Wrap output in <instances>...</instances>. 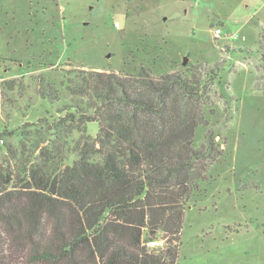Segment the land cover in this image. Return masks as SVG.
Returning <instances> with one entry per match:
<instances>
[{"label":"rangeland","instance_id":"374dc122","mask_svg":"<svg viewBox=\"0 0 264 264\" xmlns=\"http://www.w3.org/2000/svg\"><path fill=\"white\" fill-rule=\"evenodd\" d=\"M142 65L208 88L196 144L214 137L217 154L185 212L178 264H264V0H0V165L52 150L58 122L88 102L69 93L68 71ZM49 86L59 101L41 96Z\"/></svg>","mask_w":264,"mask_h":264},{"label":"trees","instance_id":"16d2710c","mask_svg":"<svg viewBox=\"0 0 264 264\" xmlns=\"http://www.w3.org/2000/svg\"><path fill=\"white\" fill-rule=\"evenodd\" d=\"M68 72L69 93L88 102L70 106L52 150L0 165V264H178L185 212L217 154L214 137L196 144L206 82L145 65ZM40 94L59 101L53 86Z\"/></svg>","mask_w":264,"mask_h":264},{"label":"built area","instance_id":"2783aa9c","mask_svg":"<svg viewBox=\"0 0 264 264\" xmlns=\"http://www.w3.org/2000/svg\"><path fill=\"white\" fill-rule=\"evenodd\" d=\"M221 33H222L221 29H217L216 32H215L216 36H218V37L221 36Z\"/></svg>","mask_w":264,"mask_h":264},{"label":"water","instance_id":"95a60500","mask_svg":"<svg viewBox=\"0 0 264 264\" xmlns=\"http://www.w3.org/2000/svg\"><path fill=\"white\" fill-rule=\"evenodd\" d=\"M185 63H187V59L185 60Z\"/></svg>","mask_w":264,"mask_h":264}]
</instances>
